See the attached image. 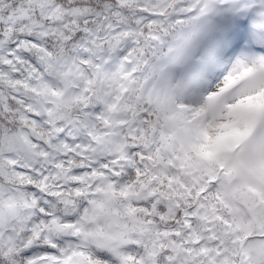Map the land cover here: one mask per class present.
<instances>
[{
	"label": "snow or ice",
	"instance_id": "obj_1",
	"mask_svg": "<svg viewBox=\"0 0 264 264\" xmlns=\"http://www.w3.org/2000/svg\"><path fill=\"white\" fill-rule=\"evenodd\" d=\"M0 264H264V0H0Z\"/></svg>",
	"mask_w": 264,
	"mask_h": 264
}]
</instances>
